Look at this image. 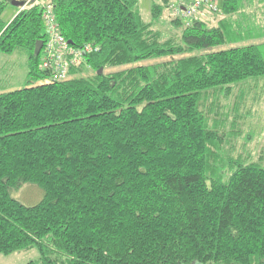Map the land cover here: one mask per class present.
<instances>
[{"label": "trees", "instance_id": "trees-1", "mask_svg": "<svg viewBox=\"0 0 264 264\" xmlns=\"http://www.w3.org/2000/svg\"><path fill=\"white\" fill-rule=\"evenodd\" d=\"M174 1L153 0L148 20L141 0H51L62 34L98 51L91 76L50 83L35 54L42 5L5 22L0 2V54L28 58L25 86L0 89V254L264 264V163L235 156L219 119L220 94L264 79V26L240 18L252 0L188 25ZM167 10L177 31L158 27ZM25 184L44 191L38 204L15 197Z\"/></svg>", "mask_w": 264, "mask_h": 264}, {"label": "rangeland", "instance_id": "rangeland-1", "mask_svg": "<svg viewBox=\"0 0 264 264\" xmlns=\"http://www.w3.org/2000/svg\"><path fill=\"white\" fill-rule=\"evenodd\" d=\"M7 1L8 5L3 13V20L9 22L20 11L32 7L34 2L50 3L51 0H0ZM153 0H141L140 5L143 16L149 20ZM175 0L174 2H176ZM251 1V0H250ZM19 3V4H18ZM248 5V1L244 3ZM26 5V6H25ZM243 9L242 22H254L255 25L264 26V0H252ZM172 10V9H171ZM167 10L158 25L165 33L177 31L169 22L173 18V12ZM220 16H213L212 24ZM166 22V23H162ZM91 76V72L79 76ZM78 77V76H77ZM28 79V58L23 50H17L11 55L0 54V89L11 90L25 86ZM238 85L230 89L227 94H220L221 111L227 123L228 138L237 136L235 156L242 155V158L249 162L264 163V79L252 80L246 84V88ZM246 90V91H245ZM244 91V92H243ZM228 141L225 146L230 147ZM226 151L229 148L225 149ZM44 196V191L36 184H25L15 197L25 205L33 206L38 204ZM40 253L36 248L17 251L9 255L0 254V264H28L38 260Z\"/></svg>", "mask_w": 264, "mask_h": 264}, {"label": "built area", "instance_id": "built-area-1", "mask_svg": "<svg viewBox=\"0 0 264 264\" xmlns=\"http://www.w3.org/2000/svg\"><path fill=\"white\" fill-rule=\"evenodd\" d=\"M222 0H181L174 2L171 7L181 15L186 25L191 20L208 21L213 16L222 14ZM34 2L31 6H34ZM42 19L47 26V37L41 49L40 69L47 74L45 83L65 81L73 77L92 73L88 63V55L98 51V47L91 43L77 46L68 40L61 32L52 3H42ZM26 6V5H25ZM21 11V10H20Z\"/></svg>", "mask_w": 264, "mask_h": 264}, {"label": "water", "instance_id": "water-1", "mask_svg": "<svg viewBox=\"0 0 264 264\" xmlns=\"http://www.w3.org/2000/svg\"><path fill=\"white\" fill-rule=\"evenodd\" d=\"M19 4V3H18ZM44 41L43 40H39L36 43V47H35V54L39 55L41 52V49L43 47ZM102 70H100L99 72H101Z\"/></svg>", "mask_w": 264, "mask_h": 264}, {"label": "crops", "instance_id": "crops-1", "mask_svg": "<svg viewBox=\"0 0 264 264\" xmlns=\"http://www.w3.org/2000/svg\"><path fill=\"white\" fill-rule=\"evenodd\" d=\"M218 21V20H217ZM217 21L216 22H214V24H217Z\"/></svg>", "mask_w": 264, "mask_h": 264}, {"label": "bare ground", "instance_id": "bare-ground-1", "mask_svg": "<svg viewBox=\"0 0 264 264\" xmlns=\"http://www.w3.org/2000/svg\"><path fill=\"white\" fill-rule=\"evenodd\" d=\"M44 41V40H43Z\"/></svg>", "mask_w": 264, "mask_h": 264}]
</instances>
